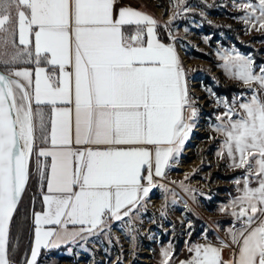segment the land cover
<instances>
[{"label":"snow or ice","instance_id":"obj_1","mask_svg":"<svg viewBox=\"0 0 264 264\" xmlns=\"http://www.w3.org/2000/svg\"><path fill=\"white\" fill-rule=\"evenodd\" d=\"M115 3L0 0V264H13L9 226L31 177L37 122L42 140L48 138L42 105L54 113V148L37 153L50 158L42 167L37 159L45 211L33 214L35 241L25 264H37L41 248L138 210L195 128L198 109L174 45L160 42L151 15L130 6L117 13ZM238 7L250 28L264 30V0ZM221 59L232 78L253 90L246 101H221L227 111L211 126L223 138L217 155L245 170L235 182L241 194L231 202L240 227L219 245L192 244L181 264H264V67L257 74L252 58L238 52L225 51ZM22 62L36 67H15ZM73 134L81 148L70 147ZM233 245L224 259V248ZM162 257L171 264V248Z\"/></svg>","mask_w":264,"mask_h":264},{"label":"rangeland","instance_id":"obj_2","mask_svg":"<svg viewBox=\"0 0 264 264\" xmlns=\"http://www.w3.org/2000/svg\"><path fill=\"white\" fill-rule=\"evenodd\" d=\"M242 2L246 0H131L152 13L176 46L198 109L195 128L178 161L166 170L165 177L155 178L156 186L142 198L138 210L120 220L108 219L102 230L85 232L61 250L44 252L37 264H157L163 258L162 250H172L177 240L184 244L201 235L223 239L229 229L240 227L231 215V202L235 180L245 170L227 166L217 155L220 134L211 126L227 111L221 101L231 104L236 98L239 103L253 95L252 89L221 67V55L228 51L251 57L257 74L264 67L233 40L235 37L255 48L264 47V30L252 29L242 19L245 12L238 7ZM205 24L213 28L207 29ZM218 26L228 31L214 30ZM259 54L264 58V49ZM229 83L243 89H230L227 96L213 88ZM234 169L241 171L227 177ZM216 194L221 197L212 200ZM211 200L212 207H208L206 203ZM225 206L228 211H219Z\"/></svg>","mask_w":264,"mask_h":264},{"label":"trees","instance_id":"obj_3","mask_svg":"<svg viewBox=\"0 0 264 264\" xmlns=\"http://www.w3.org/2000/svg\"><path fill=\"white\" fill-rule=\"evenodd\" d=\"M211 11H216V9H213ZM204 24V22H202ZM209 27L207 29L213 28L209 24H205ZM157 30L159 32V35L167 39V35L165 34L164 28L158 23L157 24ZM214 30H220L222 32H227V27L225 26H218ZM235 44L237 45L238 48L244 50V51H249L254 60L257 62H262L264 65V58L259 54L261 49H264V47H259L255 48L253 45L246 43L242 40H239L237 38H233ZM24 64H29V63H19L15 66L19 65H24ZM213 88L216 92L218 93H224L227 96H229L231 90H241L243 87L238 86L234 83H229L227 85L222 86L220 85H213ZM231 89V90H230ZM41 136L40 128L39 125L37 124L36 130H35V141H34V151L30 157V171H31V177L28 181V184L26 186V190L22 195V198L18 204L17 211L14 213V218L10 223V231H9V248H10V259L13 261V264H21L25 263L27 260L28 256V251L30 248V241H31V211L34 208L40 207L41 206V196H40V191L44 188V183L39 179V176L37 174V153H36V145L39 142ZM47 164L46 160L42 162L41 167ZM241 169H234L230 171L227 175V177H231L236 173H239ZM215 198H211L212 200L218 199L217 197L218 194L214 196ZM212 200L210 202H207L208 207H212ZM195 231L192 233L194 235ZM193 237V236H192ZM192 237L190 239L192 240ZM12 238L15 240H12ZM14 241V244L12 243ZM180 241L177 240L175 241L172 251H171V256L177 253V251L180 249ZM14 249V251H13ZM45 251H42L38 257L40 260L41 254H43Z\"/></svg>","mask_w":264,"mask_h":264},{"label":"crops","instance_id":"obj_4","mask_svg":"<svg viewBox=\"0 0 264 264\" xmlns=\"http://www.w3.org/2000/svg\"><path fill=\"white\" fill-rule=\"evenodd\" d=\"M126 6H130L132 8H135L137 10H142L144 12H146L147 14L151 15L153 18L154 16L152 15V13L148 10L145 9V7L141 6V5H137V4H133L131 2H127V1H119V0H116V3H115V11L118 13V10L122 7H126ZM155 19V18H154ZM126 31H128L129 33H132L134 31V29L132 28H126ZM156 35L157 37L159 38L160 42L164 43L165 45L167 44H173L171 43L168 39H164L162 38L160 35H159V32L156 28ZM147 37H145L146 39ZM174 45V44H173ZM175 47V50L176 52L178 53V50L176 48V46L174 45ZM15 67H18V68H24V67H30L32 69H35L36 65L33 64V63H29V64H24V65H19V66H15ZM71 70V69H69ZM57 71V75H58V69L56 70ZM34 80H35V75H34V72H33V87H34ZM59 107H63L64 105H57ZM37 107L36 104H35V101L33 100V108ZM44 108V112H45V115H46V121L48 123V132H47V140H42L41 136H40V140L39 142L37 143L36 145V153H38V151L41 149V148H44V149H53L54 146L51 144V121L52 119H54V113L52 112L51 110V106H41ZM38 124V122H37ZM222 136L220 135V139H219V143H218V148L220 150L221 148V144H222ZM72 140H73V143L72 145H70V147L73 148V150L75 149H78V148H81L80 145H76L75 144V137H74V134H73V137H72ZM151 147V146H149ZM44 160H46V163L47 164H50V158L49 157H40L39 158V161H40V165H42V162H44ZM225 164L227 166H229L230 164V160L227 158V157H224L223 158ZM230 167V166H229ZM233 168V167H231ZM244 177V174L240 175L239 177L236 178V180L239 178V179H243ZM235 180V182H236ZM252 186L255 187L257 186L256 185V181L255 179L252 180ZM46 184H44V188L40 191V196H41V206L40 207H37V208H34L32 209L31 211V215H30V218H31V241H30V248H29V251H28V256H27V259L30 258L31 256V251H32V248L34 247V241H35V227L36 225L34 224V213H42L43 211H45V206L43 204V200H42V197L43 195L46 193ZM78 190V188L76 189ZM241 193L238 191V187H237V184L235 183V194H234V199L239 196ZM233 210H236L235 207H233ZM47 227H56L58 230L60 228L59 225H43L42 228H47ZM68 228L71 230L73 228H79V225H68ZM79 237V236H77ZM75 237V239L77 238ZM75 239H69L68 241L66 242H63V243H60L58 247H55V248H41L40 249V252H39V255L42 251H58V250H61L63 248H65L66 246H68L71 242H73ZM223 240V241H230V237L228 235V232L224 233V237L223 239H215L213 237H209L208 239H205L203 241H200V240H196V241H189L188 243H184V244H181L180 246V249L177 251V253H175L174 255L171 256V264H181L182 261H187L191 254L189 252V247L192 245V244H204L206 241L208 242H211L213 243L214 245H219L220 241ZM235 248V245L232 246V248H224L223 250V257L224 259H229L231 256H232V253H233V249ZM172 251V250H171ZM38 255V257H39ZM37 257V259H38ZM163 259V258H162ZM162 259L157 263V264H162Z\"/></svg>","mask_w":264,"mask_h":264},{"label":"built area","instance_id":"obj_5","mask_svg":"<svg viewBox=\"0 0 264 264\" xmlns=\"http://www.w3.org/2000/svg\"><path fill=\"white\" fill-rule=\"evenodd\" d=\"M119 1H127V2H131V0H119ZM205 239H206V237L203 236V235H201V236L198 237V240H200V241H203V240H205Z\"/></svg>","mask_w":264,"mask_h":264},{"label":"water","instance_id":"obj_6","mask_svg":"<svg viewBox=\"0 0 264 264\" xmlns=\"http://www.w3.org/2000/svg\"><path fill=\"white\" fill-rule=\"evenodd\" d=\"M9 231H10V226H9Z\"/></svg>","mask_w":264,"mask_h":264},{"label":"bare ground","instance_id":"obj_7","mask_svg":"<svg viewBox=\"0 0 264 264\" xmlns=\"http://www.w3.org/2000/svg\"><path fill=\"white\" fill-rule=\"evenodd\" d=\"M158 9V8H157Z\"/></svg>","mask_w":264,"mask_h":264}]
</instances>
